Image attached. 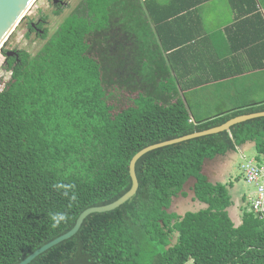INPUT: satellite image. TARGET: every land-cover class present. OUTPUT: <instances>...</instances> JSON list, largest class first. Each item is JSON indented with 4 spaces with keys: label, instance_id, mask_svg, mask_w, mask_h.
Segmentation results:
<instances>
[{
    "label": "trees",
    "instance_id": "16d2710c",
    "mask_svg": "<svg viewBox=\"0 0 264 264\" xmlns=\"http://www.w3.org/2000/svg\"><path fill=\"white\" fill-rule=\"evenodd\" d=\"M155 1L83 0L35 55L18 50L17 59L3 48L10 78L0 90V264L21 263L71 231L86 209L124 196L142 149L264 112V100L208 101L219 89L212 78L188 84L185 66H168L160 53L194 36L168 45L166 31L175 22L176 31L195 29L197 19L187 16L209 0L179 8ZM144 23L161 43L155 40L157 66H122L138 59ZM47 34L43 28L40 37ZM248 143L264 166V116L149 151L136 162L132 198L90 214L74 236L29 264H264V212L249 200L256 188L238 174L252 191L242 196L237 225L234 180H211L204 171L207 161ZM191 181L193 199L205 207L171 211L180 195L189 196ZM57 213L66 219L53 227Z\"/></svg>",
    "mask_w": 264,
    "mask_h": 264
},
{
    "label": "crops",
    "instance_id": "0c3cea01",
    "mask_svg": "<svg viewBox=\"0 0 264 264\" xmlns=\"http://www.w3.org/2000/svg\"><path fill=\"white\" fill-rule=\"evenodd\" d=\"M82 1H77L73 10ZM190 1L156 0L155 2L179 8ZM142 2L144 4L146 0ZM253 6L256 10L245 12ZM188 19L191 20L190 22L197 19L195 29L191 27L176 31L178 25L175 22L172 27L174 31H166L168 45L183 41L194 33L191 39L181 42V47L178 49L167 51L165 55L162 51L160 52L168 66H185L188 73L185 80L188 84L196 80L195 78L204 81L207 74V77L212 78L210 81H213L209 85L212 88L214 86L219 88L217 96L224 92L230 95L228 99L224 96L220 98V102L223 98L224 102L230 104L229 106L234 103L241 106L264 100L261 97L262 94L264 95V0H209L203 2L195 14L187 16ZM144 27L146 30L149 28L145 23ZM146 30L136 34L137 37L140 36V44L137 47L138 59L126 60L122 66H157L160 58L157 59L156 55L161 43L156 36L150 35L154 33V30ZM172 33L175 34L172 36ZM182 33L184 37L180 39L179 34ZM198 66H202L201 69ZM200 70L202 73H199ZM215 77L217 83H215ZM250 146H254V143H248L240 148L245 149ZM238 152H230V158L232 153L237 155ZM210 179L215 180L211 177Z\"/></svg>",
    "mask_w": 264,
    "mask_h": 264
},
{
    "label": "rangeland",
    "instance_id": "374dc122",
    "mask_svg": "<svg viewBox=\"0 0 264 264\" xmlns=\"http://www.w3.org/2000/svg\"><path fill=\"white\" fill-rule=\"evenodd\" d=\"M64 1L70 3L58 4L59 2L55 3L54 0H35L24 19H22L21 23L16 27L11 36L5 42L3 48L8 51L15 49L25 50L31 55H35L52 36V34L58 29L60 23L65 19V17L70 14V12H72L77 1L80 0ZM57 10H62V13L57 15ZM39 20H45V22H43V28L48 30L47 38L37 36L34 30L32 32L30 31L29 25L36 23ZM5 62V55L0 52V90L3 89L5 83L10 78V72L4 68ZM222 96L230 97L228 93L219 94L218 96H213V93H211L207 100L216 103L220 101ZM245 149L239 147L240 152L237 155L232 153V158H230V153H228L226 157H217L213 161H207V165L205 167L206 173L216 181H222L223 183L228 184L230 181L234 180L235 185L231 190V193L234 196L235 205L230 208V213L237 225L241 223V206L245 204L242 196L244 193L247 194L249 191H252V188H250L249 185L244 182L243 177L238 174L242 173L241 168L246 166L245 163L255 159L256 156V150L254 146H250L249 148ZM235 176L237 177L235 178ZM236 179H239V181ZM193 183L194 182L191 181L186 184L185 190L188 192L189 196L185 198L180 195L179 198H177L174 202V206L171 208V211H177L180 214H184L188 210L197 211L205 207V204L193 199L194 192L191 189ZM249 198L248 199H252L253 204H255L253 198Z\"/></svg>",
    "mask_w": 264,
    "mask_h": 264
},
{
    "label": "water",
    "instance_id": "95a60500",
    "mask_svg": "<svg viewBox=\"0 0 264 264\" xmlns=\"http://www.w3.org/2000/svg\"><path fill=\"white\" fill-rule=\"evenodd\" d=\"M35 0H0V52L3 51V47L5 45V42L8 40V38L11 36L13 31L16 29V27L21 23L22 19H24L25 15L27 14L28 10L31 7V4ZM58 0H55V3H57ZM17 54L15 50H11L7 52L8 56H13ZM264 116V112L259 113H252V114H246L242 116H237L235 118H232L231 120L227 121L221 126H217L211 129H208L206 131L197 132L191 135H187L181 138L165 141L162 143H157L151 146H148L144 149H142L140 152H138L132 159L130 163V176L132 178V187L131 189L120 199L117 201L105 205V206H99V207H91L89 209H86L77 219L76 225L74 228L69 231L68 233L56 238L55 240L51 241L50 243L44 245L37 251H35L33 254H31L28 258H26L24 261H22L19 264H29L33 259H35L38 255L42 254L44 251L48 250L49 248L53 247L54 245L69 239L70 237L74 236L79 229L81 228L84 220L92 213L96 212H107L114 210L127 202L130 198H132L138 188H139V181L136 175V162L139 158H141L143 155L148 153L151 150L172 145L175 143H179L181 141H185L188 139H192L199 136H204L208 134L218 133L221 131L229 130L233 125Z\"/></svg>",
    "mask_w": 264,
    "mask_h": 264
},
{
    "label": "built area",
    "instance_id": "2783aa9c",
    "mask_svg": "<svg viewBox=\"0 0 264 264\" xmlns=\"http://www.w3.org/2000/svg\"><path fill=\"white\" fill-rule=\"evenodd\" d=\"M242 168L246 182L256 188L254 191L253 201L255 202V211L264 212V166L258 167L255 160L245 163ZM252 202V199H251ZM253 203V202H252Z\"/></svg>",
    "mask_w": 264,
    "mask_h": 264
},
{
    "label": "flooded vegetation",
    "instance_id": "af4514ba",
    "mask_svg": "<svg viewBox=\"0 0 264 264\" xmlns=\"http://www.w3.org/2000/svg\"><path fill=\"white\" fill-rule=\"evenodd\" d=\"M58 2H57L58 4H64L65 1L64 0H58ZM43 22H45V20H39L36 23H32L33 29H30V31L32 32L34 30L36 32V35L40 36V34L43 33V28L40 27V24H42ZM15 51L17 52V54L13 55L12 57H15V58L19 59L18 50L15 49Z\"/></svg>",
    "mask_w": 264,
    "mask_h": 264
},
{
    "label": "clouds",
    "instance_id": "9594fccd",
    "mask_svg": "<svg viewBox=\"0 0 264 264\" xmlns=\"http://www.w3.org/2000/svg\"><path fill=\"white\" fill-rule=\"evenodd\" d=\"M238 152V151H237ZM239 153V152H238ZM224 157V156H223ZM215 160V159H214ZM253 160H255V159H253ZM213 161V160H212ZM242 169V168H241ZM252 194H254V192H251V194L250 195H252ZM51 215V219L54 221V223H53V227H56V226H58L59 225V223H60V221H62V220H65L66 219V216L64 215V214H59V213H57V214H50Z\"/></svg>",
    "mask_w": 264,
    "mask_h": 264
},
{
    "label": "bare ground",
    "instance_id": "6f19581e",
    "mask_svg": "<svg viewBox=\"0 0 264 264\" xmlns=\"http://www.w3.org/2000/svg\"><path fill=\"white\" fill-rule=\"evenodd\" d=\"M34 2H35V1H34ZM34 2H33V3H34ZM33 3H32V4H33ZM32 4H31V6H32ZM30 8H31V7H30Z\"/></svg>",
    "mask_w": 264,
    "mask_h": 264
}]
</instances>
